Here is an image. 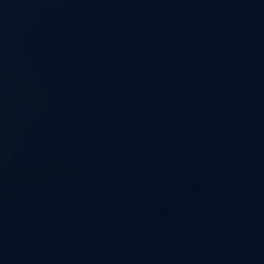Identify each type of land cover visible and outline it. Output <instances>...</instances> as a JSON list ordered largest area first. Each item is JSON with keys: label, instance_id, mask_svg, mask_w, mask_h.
Masks as SVG:
<instances>
[{"label": "water", "instance_id": "obj_1", "mask_svg": "<svg viewBox=\"0 0 264 264\" xmlns=\"http://www.w3.org/2000/svg\"><path fill=\"white\" fill-rule=\"evenodd\" d=\"M0 264H264V0H0Z\"/></svg>", "mask_w": 264, "mask_h": 264}]
</instances>
